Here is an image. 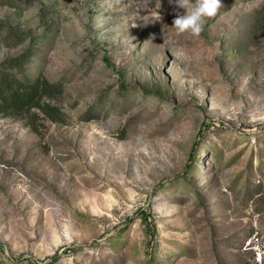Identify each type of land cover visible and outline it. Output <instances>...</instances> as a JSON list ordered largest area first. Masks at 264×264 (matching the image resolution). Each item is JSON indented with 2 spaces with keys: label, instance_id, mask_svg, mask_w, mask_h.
<instances>
[{
  "label": "rangeland",
  "instance_id": "rangeland-1",
  "mask_svg": "<svg viewBox=\"0 0 264 264\" xmlns=\"http://www.w3.org/2000/svg\"><path fill=\"white\" fill-rule=\"evenodd\" d=\"M222 4L193 37L169 0H0V66L56 85L0 116V264H264V0Z\"/></svg>",
  "mask_w": 264,
  "mask_h": 264
},
{
  "label": "trees",
  "instance_id": "trees-1",
  "mask_svg": "<svg viewBox=\"0 0 264 264\" xmlns=\"http://www.w3.org/2000/svg\"><path fill=\"white\" fill-rule=\"evenodd\" d=\"M3 30L4 27L0 26V33ZM30 57L31 51H28L0 66V116L18 117L34 109L43 110L48 114V111L41 107L40 100L47 89L54 88L56 85H49L47 81L39 79L30 81L28 78L21 77ZM47 108L50 112L53 111L50 105H47ZM152 233L155 234L154 231Z\"/></svg>",
  "mask_w": 264,
  "mask_h": 264
},
{
  "label": "clouds",
  "instance_id": "clouds-1",
  "mask_svg": "<svg viewBox=\"0 0 264 264\" xmlns=\"http://www.w3.org/2000/svg\"><path fill=\"white\" fill-rule=\"evenodd\" d=\"M169 3L184 10V14L177 11L172 22L177 33L193 37H199L207 19L215 17L224 6L222 0H169Z\"/></svg>",
  "mask_w": 264,
  "mask_h": 264
},
{
  "label": "built area",
  "instance_id": "built-area-1",
  "mask_svg": "<svg viewBox=\"0 0 264 264\" xmlns=\"http://www.w3.org/2000/svg\"><path fill=\"white\" fill-rule=\"evenodd\" d=\"M263 262V253L257 249L255 252V264H262Z\"/></svg>",
  "mask_w": 264,
  "mask_h": 264
}]
</instances>
